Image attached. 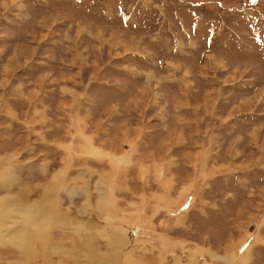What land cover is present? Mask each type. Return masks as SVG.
<instances>
[{
	"label": "rangeland",
	"instance_id": "rangeland-1",
	"mask_svg": "<svg viewBox=\"0 0 264 264\" xmlns=\"http://www.w3.org/2000/svg\"><path fill=\"white\" fill-rule=\"evenodd\" d=\"M0 264H264V0H0Z\"/></svg>",
	"mask_w": 264,
	"mask_h": 264
},
{
	"label": "bare ground",
	"instance_id": "bare-ground-1",
	"mask_svg": "<svg viewBox=\"0 0 264 264\" xmlns=\"http://www.w3.org/2000/svg\"><path fill=\"white\" fill-rule=\"evenodd\" d=\"M12 1V0H11ZM8 2V1H7ZM11 4V3H10Z\"/></svg>",
	"mask_w": 264,
	"mask_h": 264
}]
</instances>
